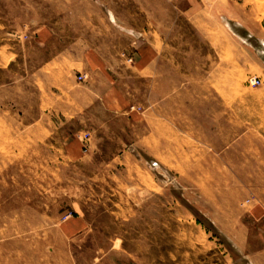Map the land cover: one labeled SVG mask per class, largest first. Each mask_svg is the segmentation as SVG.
I'll list each match as a JSON object with an SVG mask.
<instances>
[{"label":"rangeland","instance_id":"obj_1","mask_svg":"<svg viewBox=\"0 0 264 264\" xmlns=\"http://www.w3.org/2000/svg\"><path fill=\"white\" fill-rule=\"evenodd\" d=\"M71 46L109 51L107 109L22 93ZM11 60L0 264H264V0H0Z\"/></svg>","mask_w":264,"mask_h":264},{"label":"crops","instance_id":"obj_2","mask_svg":"<svg viewBox=\"0 0 264 264\" xmlns=\"http://www.w3.org/2000/svg\"><path fill=\"white\" fill-rule=\"evenodd\" d=\"M131 47H133L132 50L128 52L130 60L136 65L141 64L145 60V45H142V43L136 45L134 42ZM29 51L30 49H25L26 54L29 53ZM6 53L13 54V51L7 48ZM25 53L23 52V54ZM152 62L153 60H151V66L154 64H152ZM14 64L13 60H11L8 64L0 66V70H12ZM22 66H24V73L20 75V84L23 89V94L24 87H29L30 79L32 78L34 82L40 83L46 88L47 94L52 93L53 96L56 95L60 97H63L64 93L68 94L71 102L69 111L78 114L77 111H88L92 109L93 106L100 103L107 109L106 104H108L107 102H109L108 100L111 94L110 71L112 70L109 51L90 46L86 49L79 50L71 46L70 49L57 53L52 58L46 59L43 63H38L33 70L30 69V63H22ZM60 71L62 75H64V73L65 75L67 73H73V76L66 80H69V84L76 87V92H72L71 90L66 91V87L63 84V81L64 83H66V81L57 80ZM78 74L85 75V80L77 81ZM16 78H18V76ZM12 87L14 89V86ZM54 88L61 91L56 94ZM65 97L66 96H64V98ZM65 99H67V97ZM43 117L45 118L46 115L40 111L38 119ZM56 117L60 118V115L54 113L50 115L52 119Z\"/></svg>","mask_w":264,"mask_h":264},{"label":"built area","instance_id":"obj_3","mask_svg":"<svg viewBox=\"0 0 264 264\" xmlns=\"http://www.w3.org/2000/svg\"><path fill=\"white\" fill-rule=\"evenodd\" d=\"M79 80L80 81H84L85 80V75H79ZM251 82H253V83H257L258 81H257V79L256 78H253L252 80H251Z\"/></svg>","mask_w":264,"mask_h":264}]
</instances>
